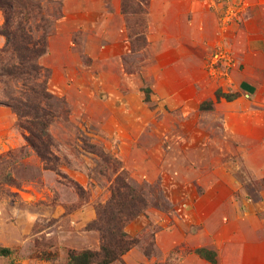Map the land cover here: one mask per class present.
<instances>
[{
    "label": "rangeland",
    "instance_id": "rangeland-1",
    "mask_svg": "<svg viewBox=\"0 0 264 264\" xmlns=\"http://www.w3.org/2000/svg\"><path fill=\"white\" fill-rule=\"evenodd\" d=\"M32 1L51 32L40 64L58 161L41 159L9 108L0 248L12 254L0 264H70L85 251L98 264L104 246L118 257L111 264H199L189 255L213 236L219 261L234 264L231 248L241 253L263 231L264 0ZM99 11L102 23L89 22ZM53 38L62 52L50 57ZM113 213L130 244L122 256L104 229Z\"/></svg>",
    "mask_w": 264,
    "mask_h": 264
},
{
    "label": "trees",
    "instance_id": "trees-1",
    "mask_svg": "<svg viewBox=\"0 0 264 264\" xmlns=\"http://www.w3.org/2000/svg\"><path fill=\"white\" fill-rule=\"evenodd\" d=\"M0 13L5 19L0 34L6 39L5 46L0 49V83L4 86L0 106L10 108L17 115L18 126L26 132V142L46 164L58 161L52 154V142L47 130L52 115L48 69L40 64V59L47 53L51 32L36 24L45 22L43 9L32 0H0ZM221 98L231 100L230 95L219 92L217 99ZM120 213H113L106 221L109 227L104 229L118 237L116 248L120 251L119 256H122L130 249V244L124 241L126 235L122 225H117V222L124 223ZM103 250V259L98 264H111L118 259L111 249L104 246ZM11 254V249L0 248V257ZM95 257L96 254L90 251L71 253L69 263L92 264Z\"/></svg>",
    "mask_w": 264,
    "mask_h": 264
},
{
    "label": "crops",
    "instance_id": "crops-1",
    "mask_svg": "<svg viewBox=\"0 0 264 264\" xmlns=\"http://www.w3.org/2000/svg\"><path fill=\"white\" fill-rule=\"evenodd\" d=\"M65 1V0H64ZM66 2V1H65ZM67 3V2H66ZM86 11L81 10V13H85ZM71 13V10H69L68 6L67 9L65 11V17L60 20V26H59V31H60V35L62 33V29H61V24H64V27L66 26V24L69 22V14ZM94 12H87L88 15L87 18L89 19V22H91L92 24L97 23V21H100V18L102 17V15H104L103 12L99 11V18H95L94 16H92ZM96 14V12L94 13ZM105 18L107 15H104ZM105 18H103V22L105 21ZM100 23H102L100 21ZM60 35H58L57 37H59ZM57 38H53L50 41V52H48V55L50 57H55L58 55V53L60 54L62 51L56 46V40ZM5 43V40L3 37L0 36V48L3 47ZM61 47L65 50L64 53L66 52H70V50L72 49V46L74 45V42L72 41V39H64L61 42ZM241 90L246 94V96H254L257 92L256 90V86L248 81H243L241 83L240 86ZM235 97H231V99L233 100ZM231 101V100H229ZM14 115L13 113L10 111L9 108L7 107H3L0 106V142H2L4 140V136L2 134V130H9L10 128L13 127L14 125ZM260 226L263 227V231L259 233H256L251 236V240L252 242H255L252 244L251 247H244L243 249H241V253H238L234 248H231V251H229V253L233 256L232 257V261L234 264H264V220H260ZM246 235V234H245ZM211 237V236H210ZM250 236L246 235L244 237V239H248ZM210 240L209 243L205 246H201L198 249H196L193 254H190L189 256H191V258L194 261H197L199 264L200 262L203 264H223L222 262L219 261V258L221 257V241L217 240L214 236L213 238H209ZM257 240L261 241L262 243L259 244V242H257ZM230 241V242H229ZM258 243V244H256ZM228 244H233V239L231 240H225L223 246L226 248ZM262 245V246H261ZM240 254L242 255V257L239 256V258L237 257V255ZM250 257V258H248ZM242 260V262H241ZM248 260V261H247ZM254 260L257 263L251 261ZM246 261V263H244Z\"/></svg>",
    "mask_w": 264,
    "mask_h": 264
}]
</instances>
